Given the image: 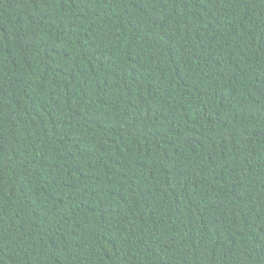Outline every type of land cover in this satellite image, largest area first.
<instances>
[{
  "label": "trees",
  "instance_id": "obj_1",
  "mask_svg": "<svg viewBox=\"0 0 264 264\" xmlns=\"http://www.w3.org/2000/svg\"><path fill=\"white\" fill-rule=\"evenodd\" d=\"M0 264H264V0H0Z\"/></svg>",
  "mask_w": 264,
  "mask_h": 264
}]
</instances>
